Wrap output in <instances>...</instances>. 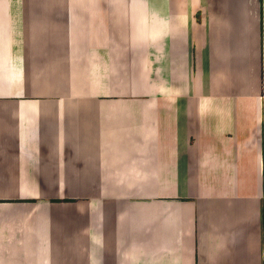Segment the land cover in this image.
Wrapping results in <instances>:
<instances>
[{
	"label": "crops",
	"instance_id": "crops-1",
	"mask_svg": "<svg viewBox=\"0 0 264 264\" xmlns=\"http://www.w3.org/2000/svg\"><path fill=\"white\" fill-rule=\"evenodd\" d=\"M0 264H264V0H0Z\"/></svg>",
	"mask_w": 264,
	"mask_h": 264
}]
</instances>
